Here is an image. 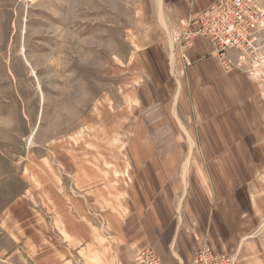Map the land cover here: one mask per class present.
Wrapping results in <instances>:
<instances>
[{
    "label": "crops",
    "instance_id": "0c3cea01",
    "mask_svg": "<svg viewBox=\"0 0 264 264\" xmlns=\"http://www.w3.org/2000/svg\"><path fill=\"white\" fill-rule=\"evenodd\" d=\"M215 1H135L129 73L97 99L96 139L71 147L68 171L26 167L0 195L17 264H134L148 248L191 264L204 247L264 264L259 79L223 71L205 37L184 52L171 39Z\"/></svg>",
    "mask_w": 264,
    "mask_h": 264
},
{
    "label": "rangeland",
    "instance_id": "374dc122",
    "mask_svg": "<svg viewBox=\"0 0 264 264\" xmlns=\"http://www.w3.org/2000/svg\"><path fill=\"white\" fill-rule=\"evenodd\" d=\"M135 1L0 0L2 197L11 175L26 167L64 173L71 147L96 139L95 115L103 103L97 99L129 73L123 64L129 29L138 18ZM259 3L264 8V0ZM232 60L243 76L259 79L256 87L263 93L264 52L260 64H236L235 54ZM9 238L0 227V264H17L16 244Z\"/></svg>",
    "mask_w": 264,
    "mask_h": 264
},
{
    "label": "built area",
    "instance_id": "2783aa9c",
    "mask_svg": "<svg viewBox=\"0 0 264 264\" xmlns=\"http://www.w3.org/2000/svg\"><path fill=\"white\" fill-rule=\"evenodd\" d=\"M260 0H216L197 15L179 21L171 39L181 52L193 45L194 39L207 38L223 71L236 64H260L264 52V8ZM183 50V51H182ZM185 64L186 55L183 54ZM230 255L204 247L196 252L191 264H232ZM134 264H161L150 248L139 251Z\"/></svg>",
    "mask_w": 264,
    "mask_h": 264
}]
</instances>
